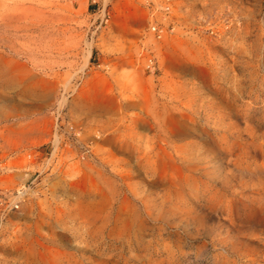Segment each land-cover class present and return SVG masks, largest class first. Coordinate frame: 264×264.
I'll return each instance as SVG.
<instances>
[{
  "label": "rangeland",
  "instance_id": "obj_1",
  "mask_svg": "<svg viewBox=\"0 0 264 264\" xmlns=\"http://www.w3.org/2000/svg\"><path fill=\"white\" fill-rule=\"evenodd\" d=\"M257 146L264 0H0V264H264Z\"/></svg>",
  "mask_w": 264,
  "mask_h": 264
},
{
  "label": "bare ground",
  "instance_id": "obj_2",
  "mask_svg": "<svg viewBox=\"0 0 264 264\" xmlns=\"http://www.w3.org/2000/svg\"><path fill=\"white\" fill-rule=\"evenodd\" d=\"M246 126H247V125H245V127H246ZM233 129H235V130H239V129H237V125H234V124L231 126V128H230L229 131H231V130L233 131ZM243 132H245V130H244ZM248 132H249V130H248ZM248 132H247V133H248ZM233 133H234V132H233ZM239 133H240V131H239ZM239 133H238V134H239ZM247 133H246V134H247ZM230 134H231V133H230ZM253 134H254V133H253ZM253 134H252V136H251L252 138H253ZM245 137H246V136H245ZM247 137H248V136H247ZM251 137H250V138H251ZM242 138H243V137H242ZM233 140H234V139H233ZM243 140H244V139H243ZM251 141H252V140H251ZM248 143H249V142H248ZM253 143H254V142H253ZM243 147H244V146H243ZM255 148H256V150L254 149V151H255V156H257V157H258V156H261V157L263 158V160H264V148H263V146H257V147H255ZM244 149H245V148H244ZM244 149H243V150H244ZM242 154H243V153H242ZM239 158H240V157H239ZM263 160H262V161H263ZM263 163H264V162H263ZM263 163H262V164H263ZM241 182H242V181H241ZM222 188H223V187H222ZM227 188H228V187H227ZM243 189H244V188H243ZM263 189H264V188H263ZM257 192H258V191H257ZM19 196H20V195H19ZM238 198H239V197H238ZM261 199H262V197H261ZM238 200H239V199H238ZM236 201H237V200H236ZM245 201H246V200H245ZM263 202H264V201H263ZM263 202H262V204H263V206H264V203H263ZM258 203H259V202H258ZM242 206H243V205H242ZM259 208H260V207H259ZM231 210H232V209H231ZM230 213H231V212H230Z\"/></svg>",
  "mask_w": 264,
  "mask_h": 264
},
{
  "label": "built area",
  "instance_id": "obj_3",
  "mask_svg": "<svg viewBox=\"0 0 264 264\" xmlns=\"http://www.w3.org/2000/svg\"><path fill=\"white\" fill-rule=\"evenodd\" d=\"M152 4V3H151ZM166 11H169L170 10V7L167 6L165 8ZM150 31L153 33L155 39L157 40H161L164 36H165V33H164V30H162L158 25H153L150 27ZM150 63H153V61H151ZM150 67H154L149 65Z\"/></svg>",
  "mask_w": 264,
  "mask_h": 264
}]
</instances>
